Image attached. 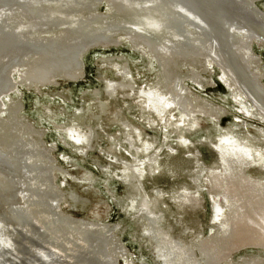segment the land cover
I'll return each instance as SVG.
<instances>
[{
  "label": "bare ground",
  "instance_id": "6f19581e",
  "mask_svg": "<svg viewBox=\"0 0 264 264\" xmlns=\"http://www.w3.org/2000/svg\"><path fill=\"white\" fill-rule=\"evenodd\" d=\"M102 1L112 7L109 20L94 15ZM255 1L0 0V97L12 92L14 71L19 87L39 88L82 79L81 57L92 49L124 42L141 55L138 75L125 56L98 58L100 87L82 92L83 104L92 103V127L85 125L83 109L74 113L77 123L55 127L83 153L98 131L105 130L102 118L114 123L118 115L126 119L106 127H118L117 145L126 159L142 155L135 180L142 187L147 172L153 176L152 190L144 189L147 201L155 204L162 197L168 203L167 217L142 213L152 217L149 230L167 249L164 255L155 251L156 264H230L242 248L264 249V146L255 137L228 133L197 140L199 120H215L222 109L200 102L183 86L184 80L200 89L213 85L198 71L213 63L237 113L264 124V85L259 86L264 70L251 49L253 42L264 47V14L252 7ZM117 9L126 15L118 18L121 22L113 19ZM147 59L154 63L149 80ZM16 97L8 98L5 109L0 100V264H118L120 259L135 264L124 250L118 258L117 239L101 226L57 211L62 196L74 210L83 211L85 201L72 192L62 195L53 186V161L42 144L43 131L20 114ZM144 129L160 139L147 136ZM203 146L211 153L209 164L202 160ZM204 191L212 208L208 237L200 233ZM126 205L132 213L141 211L138 201ZM233 264H264V257L245 255Z\"/></svg>",
  "mask_w": 264,
  "mask_h": 264
},
{
  "label": "rangeland",
  "instance_id": "374dc122",
  "mask_svg": "<svg viewBox=\"0 0 264 264\" xmlns=\"http://www.w3.org/2000/svg\"><path fill=\"white\" fill-rule=\"evenodd\" d=\"M252 7L254 9H258L260 13L264 14V0L255 1L254 6ZM111 8L112 7L108 4L106 5L105 1H102L95 8L96 11L94 10V15L101 19L109 20V18L112 16L109 14V12L111 13ZM121 11L123 10L117 9L115 11V15H117H114L115 18L113 16V19L117 20L120 17L119 19L122 20L125 18L126 15H124L123 12L121 13ZM119 19L117 21H120ZM120 44V46H106L104 48L100 47L92 49L83 54L81 57L83 76L82 79L78 80L77 82L70 83L60 81L59 83L56 82L54 86H39V88L33 86L27 88L21 85L19 87L18 73L17 71H14L10 76L12 82L14 81V90L12 89V92L8 93L7 96H1L0 100L2 109H5L8 107V98L16 97L13 92L16 91L19 93L14 101V104H17L19 107H21L20 114L31 120L36 129H41L43 131V135H41L42 144L45 148L50 150L49 154L53 161L52 167L54 169L52 171L53 186L56 190L62 191V195H65L67 192H72L85 201V207L83 211L76 209L74 210L72 207H66V203L68 204V201L66 200V197L64 198V196L61 195L62 197H60L57 204V211H60L61 209V211L65 212L63 215L67 217L84 219L89 221V223L94 222L101 226L105 232L107 231L106 235L108 234L109 236L117 239L118 250L120 249L119 253H116L118 258L120 253L123 252L121 250H124L127 259L135 264H156L152 259L157 258L156 255L158 254L155 251L158 249L162 255L164 251H167V249L163 248L164 242L160 241L161 238L151 234V230H149V225H151V223L149 224L148 222L152 221H150L152 217L147 219L145 217L143 218L142 213H151V211L155 214L166 213V217L167 214L170 213L165 209L168 203L162 197L158 198L155 204L150 203L146 199V193L148 190H152L151 182L153 181V176L150 174V172H147L148 180L146 185H142L141 187V184L135 180V178L141 173L140 171L142 168L139 166L141 164L140 162H137V159H142V155L137 154L135 156L133 155L135 153H133L131 154L132 157L126 159L127 157L121 154L123 152L120 151L121 149L123 150V148L120 149L117 145L121 142L117 134L118 127H110L114 121L109 117L106 118L107 120L102 118L103 120L101 121L105 130L102 132L98 131L94 141H90L87 146L84 145L86 146L84 147L86 151L83 153L80 151L82 150L81 148L80 150H77L76 146L71 143L72 141L69 138V135L66 133H61V131L55 127L56 125L65 127L68 126V123H77L78 121L76 122L73 116L75 112L81 109L84 110L83 121L85 125L89 128L92 127V122L90 119H88V117L92 115V103L86 102L83 104L82 92L85 90L92 91L100 87V83L95 73L96 60L98 58L125 56L131 62V67L134 74L138 75L141 69V65L139 64V62L142 60L141 55L133 52L127 43L123 42ZM251 49L254 53H256L261 61V71L264 70V47L259 46L257 42H253L251 44ZM147 62L149 64V70L146 71L145 79L149 80L154 73V63L150 59H147ZM182 70L185 72L186 68H183ZM198 71L202 77L213 81L214 84L200 89L192 82L184 80L183 86L187 88L189 95L198 97L201 99L199 100L200 102L202 100L208 101V104L211 107L214 109L220 108L222 109V112L218 110L219 113L217 118L215 117V120L207 118L199 120L198 127L195 132L197 140L205 141L208 139V136L216 138L220 133H228L232 135L234 134V136L237 138H239V136L245 138L255 137V139L259 140L261 145L264 146V124L257 121L256 119H252L237 113L238 107L234 103L231 92L228 91V87H226L220 80L221 74L218 67L214 66L213 63H209L206 65V71L201 69H198ZM140 80L142 82L144 79L142 78ZM261 84L264 85V78L262 79L261 83H259V86L263 88L264 86L262 87ZM244 105L249 108L250 103L245 100ZM112 112L110 111L111 114ZM118 116V121L116 120L115 123H123L126 121V119L124 120L122 116ZM212 121H216L214 123L215 125L212 123ZM109 123L110 125L106 127V125ZM167 125L169 127L173 126V129H179L176 125L171 124L170 122H167ZM20 129L22 128L20 127ZM144 132L149 137H157L155 136L156 134L151 133L148 131V129H144ZM111 136H113L112 138L118 140L116 144L111 138H109ZM159 139L160 137H157V140ZM199 148L201 150L200 153L202 152V160L209 164L212 157L211 153L209 152V148L204 146ZM121 161L123 164H125V168L122 167L124 165L120 163ZM130 163L131 165L133 164L131 167L129 166ZM124 174L126 175L125 179L123 178L125 177ZM70 177L75 178L76 180L72 181ZM121 179H123V183L120 181ZM130 179L131 181H129ZM128 182L130 183L128 184ZM133 188L139 192L135 191ZM146 188L148 190H144ZM202 195L205 202L203 203L204 211H202L203 213L199 217L200 223L203 227H201L200 233H202L201 235L203 237H208L211 234V231L208 229L211 228L212 208L210 207V203L205 191L202 193ZM144 198L145 200H143ZM133 200L138 201V206L141 207L139 208V210H141L139 211L140 213H132L131 211H128L126 203L127 201L130 202ZM151 205H153V207ZM159 226L161 227L160 224ZM174 233H178V230H175ZM153 246H156V249H154ZM118 250L116 252H118ZM255 254H260V256L264 257V249L260 250L253 247L242 248L241 250L236 251L234 255L230 257L232 262L229 261V263L233 264L238 262V258L241 256H251ZM158 258L156 260L159 261ZM118 264L125 263L120 259L118 260Z\"/></svg>",
  "mask_w": 264,
  "mask_h": 264
}]
</instances>
